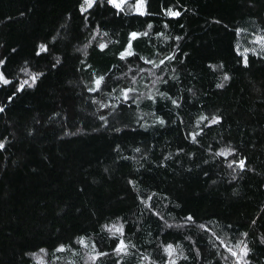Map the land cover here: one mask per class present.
<instances>
[{
  "label": "trees",
  "instance_id": "16d2710c",
  "mask_svg": "<svg viewBox=\"0 0 264 264\" xmlns=\"http://www.w3.org/2000/svg\"><path fill=\"white\" fill-rule=\"evenodd\" d=\"M79 2L0 0V59L5 60L0 71L12 80L0 85V107L5 109L0 112V141L5 144L0 150V264H37L38 258L44 264H91L88 253L94 242L110 252L101 225L125 220L126 230L131 228L127 235L140 253L158 261L167 258L163 246L173 243L189 257L179 264H226L223 256L229 254L220 240L230 246L242 240L253 249L251 264H264V245L259 243L264 235V60L249 54L251 66L245 69L234 51L237 43L239 51L251 47L247 41L252 34L264 29V0H150L149 17H117L110 7H95L84 14L87 28ZM163 5L179 8L178 21L158 14ZM146 21L162 35L153 31L134 41L139 56L155 60L161 48L167 54L175 36L182 37L178 60L159 73L164 78L179 75L169 95L181 107L145 99L139 107L124 104L123 116L113 120L121 104L118 91H111L116 84L110 81V88L98 93L86 86L93 74L108 73L124 87L138 67H151L142 60L127 64L118 59L129 32L150 31ZM236 28L245 35L237 37ZM98 42L108 47L100 51ZM40 43L49 44L50 51L36 57ZM57 59L61 63L52 68ZM21 68L46 74L9 101L25 78ZM223 73L230 81H223ZM137 81L138 93L151 87L147 78L137 76ZM218 83L225 87L217 88ZM153 112L165 119L171 112L177 122L152 127ZM208 113L222 115V122L205 128L193 143L188 133L199 132L198 118ZM101 114L121 130L100 127ZM137 117L143 119L137 122ZM145 123L147 130L140 127ZM117 144L120 149L113 151ZM228 146L247 159L246 170L235 180L228 161L215 155ZM137 147L140 153L133 151ZM133 178L134 187L127 184ZM153 193L154 210L163 220L144 212L136 199ZM189 213L210 231L178 227ZM82 235L88 249L76 243ZM61 243L67 250L55 253L56 260L52 250ZM41 247L47 254L39 252ZM115 259L110 255L100 264H114Z\"/></svg>",
  "mask_w": 264,
  "mask_h": 264
},
{
  "label": "snow or ice",
  "instance_id": "6c2138e0",
  "mask_svg": "<svg viewBox=\"0 0 264 264\" xmlns=\"http://www.w3.org/2000/svg\"><path fill=\"white\" fill-rule=\"evenodd\" d=\"M104 6L110 7L113 10L114 15H116L117 17L121 16V14L125 16L132 15L135 17H149L153 15V13H151L150 11V0H80L78 8L80 14L85 20V28H87L88 26L89 17L85 16L84 14L89 13V10H93L95 7ZM158 14H161L163 17H167L170 21H178V18H180L182 15L178 7L170 5H163L159 9ZM216 23H219V21H216ZM146 26L150 31H131L128 33L129 39L124 45L121 46V49L118 52V59L119 61L125 62L127 64H131L133 62L138 63L142 60L144 64L150 65L151 67H138L136 69L135 74L128 81L127 86L124 87H120L119 78L114 79L113 77L109 76L108 73L93 74L90 77L89 85L86 86L88 92L98 93L103 91L104 89L110 88V81L112 84H116V88H111V91H118L116 99L120 100L121 104L120 108L113 112V120H118L121 116H123L124 112L126 111V109H124L123 107L124 104L131 103L139 107V104L145 99L152 102L153 105H155L158 101H170L171 106H174L177 109L181 107V105L178 103V100L173 99L172 96L169 95V93L176 86L175 82L179 81V75L175 74L169 78H164L159 73L166 71L168 64L178 60L176 53L181 51L178 45L182 37H180L179 35L175 36L173 39L176 43L174 45H168L169 51L167 52V54H165L164 49L161 48L159 52L155 54V60L152 58L139 56L138 53L134 51V41L138 40L140 37H150L153 31L155 32L156 37H161L162 35L160 31H155L152 23L146 21ZM164 27L168 28L169 24L165 23ZM181 27H183V25H181ZM104 35L106 36L107 33H104ZM235 35L237 37H242L245 35V30L241 28H236ZM247 43L250 44L251 47H245L243 51H239L238 43L234 45V51H236L237 56L240 57L238 63L245 69H248L251 66L249 54H251L252 57H255L257 59L264 60V29H261L259 33H253L252 39L248 40ZM95 47H97L100 51H104L108 47V44L105 42H98L95 43ZM13 51H15V49H13ZM49 51V44L40 43L36 46L34 54L36 57H40L42 54L49 53ZM60 63L61 61L57 59L56 62L51 65V67L56 68V66ZM179 63L183 64V60H180ZM81 64L84 67H90L84 61H81ZM0 65H5L4 59H0ZM220 67H222V65ZM21 71L25 73V78L22 80L21 83L18 84V86H15V91L13 92L12 96L8 97L9 101H11L13 96H15L17 93L24 91L26 88H32L36 86L38 81L46 74L42 71L29 72L25 68H21ZM173 72H175V69H173ZM137 76H140L141 80L147 78L149 84H151V87L145 85V92L143 93H138L136 87L138 83ZM124 78H127L126 74L124 75ZM230 79L231 77L229 76V74L223 73V81L227 82L230 81ZM10 84H12V80L5 74V71H0V85L7 86ZM158 84L163 85L166 90L162 91L160 88L157 87ZM215 86L217 88H223L225 87V84L218 83ZM188 91L192 90L189 89ZM101 106L106 107L105 105ZM113 107L115 108V106ZM4 110L5 109L3 107H0V112H3ZM151 115L154 118L153 124L151 125L152 127H164L169 123L175 124L177 122V118H175L174 114L171 112L167 114L168 119H165L164 116L157 115L156 112L151 113ZM140 119L143 118L137 117V122H139ZM198 119L199 123L197 124V127L200 128V131L196 133H188V137H191V141L193 143L197 142V137L203 133L205 128H210L213 125L220 124L222 122L223 117L220 114L208 113L207 115H201ZM99 121L102 122L100 127L108 125L110 128H112L113 131L119 132L121 130L109 124L108 119L103 114L99 116ZM180 123H182V121ZM201 125H203V127H201ZM140 127L145 128V130H147L149 125L145 123L141 124ZM68 134V132H65V135ZM71 134L75 135V133ZM188 137H185V139H188ZM4 148V142L0 141V150H3ZM119 149L120 145L117 144L113 151H117ZM133 151L140 153L141 149L137 147L133 149ZM180 151L182 152L183 149H180ZM215 155L223 157L228 161L227 167L231 169L233 180H235L238 175L242 174L246 170V157H241L238 154L237 149L232 146H228L224 150L217 151ZM228 157H232V159L228 160ZM120 158L124 160L131 159L130 157ZM204 163H207V161H204ZM205 175H207V173H205ZM127 184L134 187L137 184V180L134 178L128 179ZM156 195V193H153L152 195L147 196L145 198L137 194L136 199L139 201V205H143L144 212L150 213L152 216L159 217L160 220H163L164 217L160 214V212L154 210L155 205L152 203L153 198ZM182 219L184 221V224L178 226L180 228L187 227L189 230H192L193 228H198L199 230H201V232L210 231L208 226L204 223H200L197 225L194 214L189 213L188 215L182 217ZM251 223L255 224L256 221L253 220ZM125 224H128L127 220H125L119 225H101V227L105 229V232L107 234L106 238L109 241L107 246L110 248V252L104 251L101 247L97 245V243L94 242L91 245V251L88 253V260L91 261V264H100L102 260L108 258L110 255L116 257V259L114 260V264H144L145 260H150V264H179V261L181 259L185 261L189 259L187 255L183 254L179 246H174L173 243H166L163 246V253L166 254V259L161 258L158 261L154 258H150L147 255L141 254L138 246L133 243L132 240L128 237L127 233L131 231V228H128L126 230ZM163 227L171 229L173 228V225L165 224ZM231 227L232 225L229 224L228 228ZM97 235L99 236V233ZM133 235H135V233H133ZM239 235L246 237L249 235V233L242 232ZM104 239V237H101L102 241ZM216 239L220 240L218 234L216 235ZM76 243L83 246L85 249L89 248L86 236H79ZM259 243L261 245H264V235L260 237ZM220 247H223L224 250L229 254L228 256H223V259L226 264L229 260V257L232 258V264H251L249 258L251 253L253 252V249L248 245L247 242L238 240L234 245L230 246V242L220 240ZM212 248H216V245L213 244ZM66 250V245L61 243L57 245L55 249L52 250V255L56 260H59V257L55 256V253H62ZM39 252L42 254H47V250L44 247H41L39 249ZM200 254L201 252L200 250H198L197 256H199ZM215 254L220 255L219 252ZM32 255L35 256V253H32ZM77 255H79V253H77ZM37 264H44V261L38 258ZM72 264H75V261H73Z\"/></svg>",
  "mask_w": 264,
  "mask_h": 264
}]
</instances>
